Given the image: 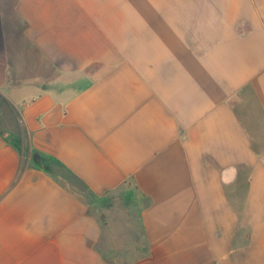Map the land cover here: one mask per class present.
Segmentation results:
<instances>
[{
  "label": "crops",
  "instance_id": "obj_1",
  "mask_svg": "<svg viewBox=\"0 0 264 264\" xmlns=\"http://www.w3.org/2000/svg\"><path fill=\"white\" fill-rule=\"evenodd\" d=\"M0 264H264V0H0Z\"/></svg>",
  "mask_w": 264,
  "mask_h": 264
}]
</instances>
